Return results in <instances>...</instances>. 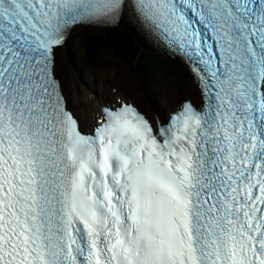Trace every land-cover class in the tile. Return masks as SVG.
I'll list each match as a JSON object with an SVG mask.
<instances>
[{
	"label": "snow or ice",
	"instance_id": "1",
	"mask_svg": "<svg viewBox=\"0 0 264 264\" xmlns=\"http://www.w3.org/2000/svg\"><path fill=\"white\" fill-rule=\"evenodd\" d=\"M126 19L196 98L89 126L57 50ZM0 264H264V0H0Z\"/></svg>",
	"mask_w": 264,
	"mask_h": 264
},
{
	"label": "trees",
	"instance_id": "2",
	"mask_svg": "<svg viewBox=\"0 0 264 264\" xmlns=\"http://www.w3.org/2000/svg\"><path fill=\"white\" fill-rule=\"evenodd\" d=\"M72 39L76 41L75 45L72 43L73 54L80 53L83 66L109 64L106 68L116 69L119 78L127 79L131 85H174L185 90L194 85L181 61L147 50L126 27H78L73 30Z\"/></svg>",
	"mask_w": 264,
	"mask_h": 264
},
{
	"label": "bare ground",
	"instance_id": "3",
	"mask_svg": "<svg viewBox=\"0 0 264 264\" xmlns=\"http://www.w3.org/2000/svg\"><path fill=\"white\" fill-rule=\"evenodd\" d=\"M123 24L128 25L126 20ZM136 33L142 39L139 32L136 31ZM93 82L94 81L91 79L88 85H75L73 83L71 85V92L67 93V98L72 108L79 113L81 119L89 126L93 123L96 110L99 109L103 103L113 101L118 96L116 93L112 94L106 87L100 86V79L96 84H93ZM119 94L124 97V93L121 92ZM157 101H160L159 105H157ZM167 102L173 103L167 95L162 94L159 95L154 105H157V107H165ZM178 102H180V99L179 101L177 100V103Z\"/></svg>",
	"mask_w": 264,
	"mask_h": 264
},
{
	"label": "rangeland",
	"instance_id": "4",
	"mask_svg": "<svg viewBox=\"0 0 264 264\" xmlns=\"http://www.w3.org/2000/svg\"><path fill=\"white\" fill-rule=\"evenodd\" d=\"M123 25H125V24H123ZM60 57H61V55L59 56V58ZM57 64H58V59H57ZM59 69H60V67H59ZM88 75H93L94 82L97 81L98 72L95 70L88 69V71L84 72L80 76L76 72H74L73 75L71 73H68L65 81H63V86L67 90L70 88V86L73 82H75L77 84L83 83L84 78ZM102 78H104L103 75H102ZM89 80H91V79H89ZM89 80L87 81V83L85 85H88ZM107 81H108L107 86H109L110 88L112 87L111 88L112 93H114L115 88L113 89V86L111 84L112 80L108 79ZM126 87H127V91L124 92V95H123V96H125V98H127V95H129V93L133 94L130 87L129 86H126ZM132 87H133L135 93H137V97L133 98L134 99L133 102L136 103L146 113H150V114H151V111H152V113H154V108L157 107V105H154V104H155V101L157 100V98H159V95H162V94L167 95L171 99L173 104L177 103L176 99L186 97L184 95V93L176 92L174 89H172L170 87H167V88L158 87L157 88V87L152 86L148 83H142L140 85H132ZM190 92H193V90H191ZM129 96H131V95H129Z\"/></svg>",
	"mask_w": 264,
	"mask_h": 264
},
{
	"label": "clouds",
	"instance_id": "5",
	"mask_svg": "<svg viewBox=\"0 0 264 264\" xmlns=\"http://www.w3.org/2000/svg\"><path fill=\"white\" fill-rule=\"evenodd\" d=\"M89 27H91V26H89ZM95 27H97V26H95ZM123 27V26H122ZM81 28V27H80ZM70 41V40H69Z\"/></svg>",
	"mask_w": 264,
	"mask_h": 264
}]
</instances>
